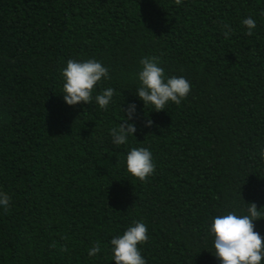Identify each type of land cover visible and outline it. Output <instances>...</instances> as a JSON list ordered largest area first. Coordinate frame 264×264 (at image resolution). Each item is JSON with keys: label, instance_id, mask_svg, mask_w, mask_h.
Segmentation results:
<instances>
[{"label": "trees", "instance_id": "trees-1", "mask_svg": "<svg viewBox=\"0 0 264 264\" xmlns=\"http://www.w3.org/2000/svg\"><path fill=\"white\" fill-rule=\"evenodd\" d=\"M144 56L191 82L179 105L145 110L151 127L134 90ZM89 58L109 69L107 111L63 101L61 69ZM132 103L137 132L115 147ZM141 146L156 166L144 181L125 166ZM261 148L264 0H0V264H115L110 240L136 220L147 264H220L207 225L243 200L264 207Z\"/></svg>", "mask_w": 264, "mask_h": 264}, {"label": "clouds", "instance_id": "clouds-1", "mask_svg": "<svg viewBox=\"0 0 264 264\" xmlns=\"http://www.w3.org/2000/svg\"><path fill=\"white\" fill-rule=\"evenodd\" d=\"M246 35L252 36L257 21L252 16L243 19ZM228 36L231 29L224 25ZM141 68L137 73L138 84L135 95L143 104L145 127H151V119L145 116L150 112L164 111L169 104L179 105L191 91V82L184 76H166L161 61L156 57L144 56L140 60ZM63 80L62 97L69 107L80 104L89 105L93 100L100 109L107 111L112 106L116 90L106 87L97 92L101 81L109 80L108 67L95 58L84 60H68L61 69ZM94 93H96L94 95ZM137 104L132 103L122 108L123 118L117 127L110 129L112 145L127 146L137 132ZM149 112V113H150ZM259 158L264 161V148L260 149ZM127 172L141 181L155 172L154 157L149 147H131L125 158ZM243 209H232L211 217L207 225V236L211 238L214 253H211L220 264H262L264 262V237L255 230V222L264 216V207L258 208L256 203H245ZM10 207L9 195L0 190V210ZM149 239L148 225L141 220L133 221L123 232L110 240V260L115 264H147L142 255V246ZM102 252L99 243L88 250L89 257H96Z\"/></svg>", "mask_w": 264, "mask_h": 264}]
</instances>
